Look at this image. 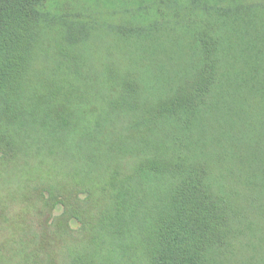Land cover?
Here are the masks:
<instances>
[{
  "label": "trees",
  "instance_id": "obj_1",
  "mask_svg": "<svg viewBox=\"0 0 264 264\" xmlns=\"http://www.w3.org/2000/svg\"><path fill=\"white\" fill-rule=\"evenodd\" d=\"M0 264H264V0H0Z\"/></svg>",
  "mask_w": 264,
  "mask_h": 264
},
{
  "label": "rangeland",
  "instance_id": "obj_2",
  "mask_svg": "<svg viewBox=\"0 0 264 264\" xmlns=\"http://www.w3.org/2000/svg\"><path fill=\"white\" fill-rule=\"evenodd\" d=\"M121 7H122V6L120 5V3H118L116 6H113L112 8H116V9H118V8H121ZM112 8H111V9H112ZM111 9H110V11L113 10V9H112V10H111ZM107 21L110 22V23H114V22L116 23V22H117V20H114V18H112V17L107 18ZM61 212H62V209H61V208H58V209L56 210L55 214H56V215H59V214H61ZM73 227H74L75 229H77V228L79 227V225H78L77 223H74V224H73Z\"/></svg>",
  "mask_w": 264,
  "mask_h": 264
}]
</instances>
